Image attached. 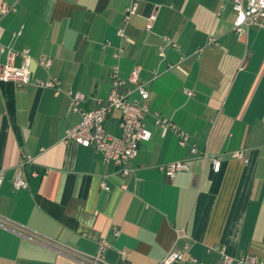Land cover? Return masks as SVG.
I'll use <instances>...</instances> for the list:
<instances>
[{
  "label": "crops",
  "instance_id": "0c3cea01",
  "mask_svg": "<svg viewBox=\"0 0 264 264\" xmlns=\"http://www.w3.org/2000/svg\"><path fill=\"white\" fill-rule=\"evenodd\" d=\"M232 1L138 0L125 21L130 0H0V10L16 9L0 13V67L4 46L31 57V83L14 87L13 122L0 85V264H90L101 241L98 264H160L184 247L177 264H225L219 250L264 260V24L237 37ZM120 49L121 78L139 69L150 96V139L125 177L93 149L63 140L78 121L67 92L83 94L85 110L104 105ZM46 59L47 70L39 65ZM53 78L61 81L59 96L35 83ZM155 115L215 157L219 172L173 134L162 137ZM118 118L114 111L105 121L115 136ZM21 154L32 156L40 176L14 190ZM181 160L190 170L173 180L158 170Z\"/></svg>",
  "mask_w": 264,
  "mask_h": 264
},
{
  "label": "built area",
  "instance_id": "2783aa9c",
  "mask_svg": "<svg viewBox=\"0 0 264 264\" xmlns=\"http://www.w3.org/2000/svg\"><path fill=\"white\" fill-rule=\"evenodd\" d=\"M138 0H130V5L125 10L124 20L127 21L130 16L137 11ZM232 10L235 14L232 23V31L237 37H243L247 34L250 27H261L264 24V0H233ZM16 9L2 5L0 13L6 15L14 13ZM155 17L149 18L147 30H150ZM22 29L12 34V39L20 37ZM122 37V32H119ZM165 41H168L165 39ZM215 40L210 39L208 44H214ZM107 46H103L105 48ZM201 50H198L200 52ZM1 53L5 56L4 64L0 67V85L11 84L15 88H22L31 83L30 72V51L28 49L16 50L13 46L8 45L1 48ZM122 50H118L113 54L116 61L111 66V87L105 100V104L94 110H85L83 104L86 98L79 92H67L69 98L68 111L78 116V121L65 132L64 141H72L74 144L83 148H91L101 155V161L105 165L112 164L119 169L122 176H128L130 170L128 164L136 157L139 145L148 142L150 133L146 128V119L149 116V93L146 84L140 81L139 69H134L128 75L127 79L120 76V68L118 61L122 57ZM16 59H20L21 63L18 67L13 65ZM39 65L47 70L51 66V60L46 59ZM36 85L40 88H48L53 91L54 96L62 93L61 81L57 78L48 81H36ZM133 87L132 92H123L127 85ZM187 97L193 96V93L184 90ZM134 93L136 98L131 99L130 95ZM114 111L119 112L118 129L119 135L115 136L107 132L105 128L106 118ZM154 125L159 129L162 137L168 133L173 134L177 139V144L181 148H189L192 157L200 159L204 162L211 163L213 172L217 173L220 169L219 161L212 156H208L205 152H199L189 143V137L180 130L171 120L155 115L153 118ZM232 157L243 158L242 152H235ZM30 168L29 171L26 169ZM158 170L164 177L170 181L180 172H189L190 167L187 161H174L162 164ZM40 173L33 166V158L27 154H21V162L15 173L12 187L14 190H25L28 188L29 179H38ZM3 181V174L0 173V188ZM101 188L108 190V187L102 183ZM117 237L119 232L114 230ZM106 247V243H99V250L95 258L90 264H98L100 257ZM188 251L187 247L182 250L170 252L160 264H177L182 255ZM225 264H264V260L251 255H245L238 259H231L224 256L223 251L219 250ZM192 262L196 263L195 260Z\"/></svg>",
  "mask_w": 264,
  "mask_h": 264
},
{
  "label": "trees",
  "instance_id": "16d2710c",
  "mask_svg": "<svg viewBox=\"0 0 264 264\" xmlns=\"http://www.w3.org/2000/svg\"><path fill=\"white\" fill-rule=\"evenodd\" d=\"M2 93L5 99L6 111L11 122L14 121V86L11 84H1Z\"/></svg>",
  "mask_w": 264,
  "mask_h": 264
}]
</instances>
